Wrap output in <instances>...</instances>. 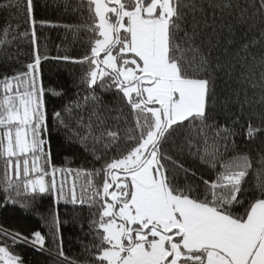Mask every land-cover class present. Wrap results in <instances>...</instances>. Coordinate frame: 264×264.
<instances>
[{"label": "snow or ice", "instance_id": "1", "mask_svg": "<svg viewBox=\"0 0 264 264\" xmlns=\"http://www.w3.org/2000/svg\"><path fill=\"white\" fill-rule=\"evenodd\" d=\"M0 194V264H264V0H0Z\"/></svg>", "mask_w": 264, "mask_h": 264}, {"label": "trees", "instance_id": "2", "mask_svg": "<svg viewBox=\"0 0 264 264\" xmlns=\"http://www.w3.org/2000/svg\"><path fill=\"white\" fill-rule=\"evenodd\" d=\"M40 2L42 6L43 0H40ZM50 2L51 0H49V3ZM38 15L40 17H47L52 19L57 18V14L54 10H43V7H41V9L38 11ZM38 31L41 34V42L44 43L46 41L47 46L50 50V54L55 55L56 45H59L61 43L63 31L54 28H43L38 29ZM74 51L79 52V47L77 46ZM43 70L45 81L46 83H50V85L65 83L70 84L71 82L72 77L69 73V70L63 66H58L55 62H45L43 65ZM61 140L62 137L60 138V140L53 141V153L56 156L57 161L61 160L63 158V155L67 154V150L61 146ZM49 203L50 201L47 198L42 201H38L39 212L45 213L49 206ZM60 214L62 220L69 221L71 219V208H65L62 206L60 208ZM0 222L13 227H21L29 231L34 229H43L44 231H47V229L44 228L43 220L40 219L39 215L33 212H25L18 206L14 208L10 205L7 210L0 209ZM63 234L65 238V247L67 249H70V255H75L79 247L76 243L78 229L75 228L71 223H67L64 225ZM19 250L24 252L25 259L29 262V264H37V261H41L42 264L41 257L33 249L21 248Z\"/></svg>", "mask_w": 264, "mask_h": 264}]
</instances>
